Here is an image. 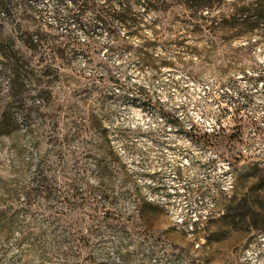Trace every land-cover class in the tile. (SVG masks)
Masks as SVG:
<instances>
[{
  "label": "rangeland",
  "instance_id": "rangeland-1",
  "mask_svg": "<svg viewBox=\"0 0 264 264\" xmlns=\"http://www.w3.org/2000/svg\"><path fill=\"white\" fill-rule=\"evenodd\" d=\"M94 1L0 9V264H264V23Z\"/></svg>",
  "mask_w": 264,
  "mask_h": 264
},
{
  "label": "trees",
  "instance_id": "trees-1",
  "mask_svg": "<svg viewBox=\"0 0 264 264\" xmlns=\"http://www.w3.org/2000/svg\"><path fill=\"white\" fill-rule=\"evenodd\" d=\"M33 1V0H32ZM134 1V0H133ZM170 1L190 10V21L193 23V34L201 33L205 28L210 33L239 29H252L264 23V0H145V7L150 10H165ZM122 4L121 0H117ZM52 14L55 21L72 22L81 32L89 37L94 23L85 17L90 14L95 23L101 24L104 30L110 31L109 21H116L130 26L136 19L130 15L133 2H124L121 11L110 12L106 4L95 3L94 0H52ZM12 0H0V9L11 7ZM12 42V41H11ZM16 51V50H15ZM12 75L18 77L20 66L11 67ZM80 141L84 136L79 134ZM69 141V140H66ZM56 141L52 145H55ZM41 184L46 182L42 175Z\"/></svg>",
  "mask_w": 264,
  "mask_h": 264
}]
</instances>
